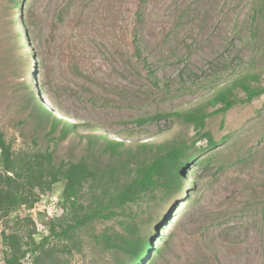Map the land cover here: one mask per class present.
<instances>
[{"label": "rangeland", "instance_id": "374dc122", "mask_svg": "<svg viewBox=\"0 0 264 264\" xmlns=\"http://www.w3.org/2000/svg\"><path fill=\"white\" fill-rule=\"evenodd\" d=\"M19 1L12 8L0 0V129L15 150L106 162L105 140L124 147L174 136L191 142L193 130L180 119H135L189 111L246 74L264 87V0ZM24 83L35 102L75 122L76 131L59 140L61 126L49 132L48 123L40 125ZM206 129L216 144L195 143L202 163L188 165L192 176L184 170L178 194L138 213L136 223L157 249L141 264H264V93L208 117ZM88 135L99 141L89 146ZM62 187L36 189L39 201L19 211L34 220L37 240L62 214ZM110 226L118 228L113 221L85 228L82 250L67 264H118L122 255L89 239ZM2 249L0 237V264Z\"/></svg>", "mask_w": 264, "mask_h": 264}, {"label": "trees", "instance_id": "16d2710c", "mask_svg": "<svg viewBox=\"0 0 264 264\" xmlns=\"http://www.w3.org/2000/svg\"><path fill=\"white\" fill-rule=\"evenodd\" d=\"M8 3L12 8L20 6L19 0H8ZM21 35L25 36L24 32ZM255 79L256 74L237 77L204 104L189 111L159 112L135 119L139 125L180 119L193 130L191 142L174 136L162 142L124 147L123 141L105 140L100 147L101 153L108 152L111 156L106 162L100 155L56 160L49 149L15 150L0 129L3 264H67L68 255L82 250L84 229L97 221H113L118 228L110 226L91 232L92 245L104 253L122 255V260H115L118 264H141L157 249L153 247L151 237L142 234L143 230L136 223L138 213L148 210L152 202L168 203L178 194L182 175L186 173L184 170L192 176L194 171L188 165L202 163L197 158L195 143L204 140L208 146L216 144L206 129L207 118L225 113L237 103H250L263 94L264 87L252 83ZM23 89L25 102L40 125L48 123L49 132L61 126L59 140L76 131L75 122L58 117L47 106L35 102L27 83ZM237 90L243 92V97ZM99 138V135H88L89 146L96 144ZM60 182L63 187L58 202L62 214L49 219L48 234L37 240L34 220L28 215H20L19 211L22 208L29 211L39 201L40 193L36 189L44 193ZM192 189L186 186L188 195ZM84 195L87 200L82 201ZM165 240L159 236L154 239L161 243Z\"/></svg>", "mask_w": 264, "mask_h": 264}, {"label": "bare ground", "instance_id": "6f19581e", "mask_svg": "<svg viewBox=\"0 0 264 264\" xmlns=\"http://www.w3.org/2000/svg\"><path fill=\"white\" fill-rule=\"evenodd\" d=\"M46 102H47L48 105H51V103H50L49 101L46 100ZM52 106H54V105H52ZM56 112H57V111H56ZM60 113H61V112H60Z\"/></svg>", "mask_w": 264, "mask_h": 264}, {"label": "clouds", "instance_id": "9594fccd", "mask_svg": "<svg viewBox=\"0 0 264 264\" xmlns=\"http://www.w3.org/2000/svg\"><path fill=\"white\" fill-rule=\"evenodd\" d=\"M53 112V111H52ZM58 117H61L62 115H59L58 113H56Z\"/></svg>", "mask_w": 264, "mask_h": 264}]
</instances>
